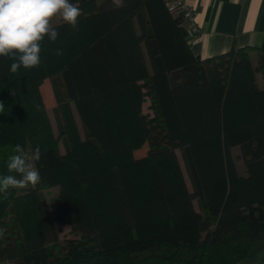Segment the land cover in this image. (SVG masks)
Returning <instances> with one entry per match:
<instances>
[{"label":"trees","instance_id":"trees-1","mask_svg":"<svg viewBox=\"0 0 264 264\" xmlns=\"http://www.w3.org/2000/svg\"><path fill=\"white\" fill-rule=\"evenodd\" d=\"M70 2L81 9L78 26L53 22L59 36L42 41L39 67L11 73L13 61L0 57V176H18L6 166L16 144L41 149L40 182L0 195V263L256 257L264 250V43L201 59L162 0ZM47 80L58 135L41 92ZM57 225L74 237L61 242Z\"/></svg>","mask_w":264,"mask_h":264},{"label":"clouds","instance_id":"clouds-1","mask_svg":"<svg viewBox=\"0 0 264 264\" xmlns=\"http://www.w3.org/2000/svg\"><path fill=\"white\" fill-rule=\"evenodd\" d=\"M80 16L81 9L70 0H0V57L13 61L11 73H18L22 67H39L42 41L47 37L50 42H55L59 36L53 21L59 19L76 29ZM55 54L63 53L57 49ZM3 108V103H0V112ZM14 152L6 166L9 173L14 172L18 176H0V195L5 199L11 189L35 186L41 179L33 163L41 159L40 147L30 153L16 144ZM4 231L0 228V236Z\"/></svg>","mask_w":264,"mask_h":264},{"label":"crops","instance_id":"crops-1","mask_svg":"<svg viewBox=\"0 0 264 264\" xmlns=\"http://www.w3.org/2000/svg\"><path fill=\"white\" fill-rule=\"evenodd\" d=\"M194 9L198 36L188 35L192 53L201 59L233 48H261L264 43V0H187ZM256 54V53H253ZM239 264H264V250Z\"/></svg>","mask_w":264,"mask_h":264},{"label":"rangeland","instance_id":"rangeland-1","mask_svg":"<svg viewBox=\"0 0 264 264\" xmlns=\"http://www.w3.org/2000/svg\"><path fill=\"white\" fill-rule=\"evenodd\" d=\"M53 22L54 23H56V22L58 23V22H61V20L56 19ZM251 59H252L253 64L256 65V62H257L256 54H252L251 55ZM258 80H259L260 86H263V81H262L261 75H258ZM41 92H42V95H43L45 106H46V108L48 110V114H49L51 123H52L53 128H54V131H55L56 135H58L57 120H56L55 112H54V109L56 108V101H55V98H54V95H53V92H52V85H51V81L50 80H47L43 84V86L41 87ZM143 110H144L145 114L152 115V112H151V109H150V102H149L148 99H146V102L144 104ZM76 118H77V121L79 123L81 134H82V136H84V131H83V128H82V125H81V121H80V119L78 118L77 115H76ZM60 145H61L60 146L61 152H64L63 144L61 143ZM147 151H148V147L145 146L142 150H138V151H136L134 153L135 157L138 158V156H144L147 153ZM177 153H178V155L180 157V161H181L184 173H185V177H186V180H187L188 187L191 189V184H190V181H189V179L187 177V173L185 171V167H184V163H183V160H182V157H181V153H180L179 150L177 151ZM233 155L236 158L238 157L237 158V164L239 165L240 168L243 169L242 159L239 156L240 155L239 148L233 149ZM57 192H58V188H53V189L49 190L46 193V197H47V200H48L50 206H53L55 204V199H56L55 196H56ZM57 229H58V232H59V238H60L61 242H63V243L66 242L68 239H72L74 237V235H73V233L71 231V228L68 227V226L57 225Z\"/></svg>","mask_w":264,"mask_h":264},{"label":"built area","instance_id":"built-area-1","mask_svg":"<svg viewBox=\"0 0 264 264\" xmlns=\"http://www.w3.org/2000/svg\"><path fill=\"white\" fill-rule=\"evenodd\" d=\"M169 13L181 21V26L186 30L187 35L198 36L200 39V28L196 23L194 9L187 3V0H162ZM9 264V263H0Z\"/></svg>","mask_w":264,"mask_h":264}]
</instances>
